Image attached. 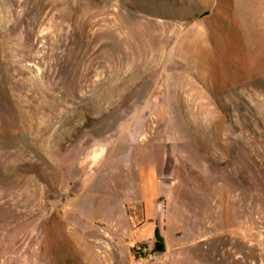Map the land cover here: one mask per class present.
I'll return each mask as SVG.
<instances>
[{"label": "rangeland", "instance_id": "obj_1", "mask_svg": "<svg viewBox=\"0 0 264 264\" xmlns=\"http://www.w3.org/2000/svg\"><path fill=\"white\" fill-rule=\"evenodd\" d=\"M0 264H264V0H0Z\"/></svg>", "mask_w": 264, "mask_h": 264}, {"label": "trees", "instance_id": "obj_2", "mask_svg": "<svg viewBox=\"0 0 264 264\" xmlns=\"http://www.w3.org/2000/svg\"><path fill=\"white\" fill-rule=\"evenodd\" d=\"M157 237H159V230H157ZM158 247H159V250L160 251H163L164 250V246H163L162 242L159 243Z\"/></svg>", "mask_w": 264, "mask_h": 264}]
</instances>
